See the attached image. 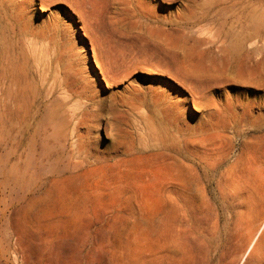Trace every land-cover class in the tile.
I'll return each instance as SVG.
<instances>
[{
    "label": "rangeland",
    "instance_id": "374dc122",
    "mask_svg": "<svg viewBox=\"0 0 264 264\" xmlns=\"http://www.w3.org/2000/svg\"><path fill=\"white\" fill-rule=\"evenodd\" d=\"M0 264H264V3L0 0Z\"/></svg>",
    "mask_w": 264,
    "mask_h": 264
},
{
    "label": "crops",
    "instance_id": "0c3cea01",
    "mask_svg": "<svg viewBox=\"0 0 264 264\" xmlns=\"http://www.w3.org/2000/svg\"><path fill=\"white\" fill-rule=\"evenodd\" d=\"M220 2L229 3V2H243V3H264V0H220ZM250 43L259 44V40L254 38L250 40ZM168 104V99L164 96H151L146 97L140 107L145 113V108H154L162 105Z\"/></svg>",
    "mask_w": 264,
    "mask_h": 264
},
{
    "label": "bare ground",
    "instance_id": "6f19581e",
    "mask_svg": "<svg viewBox=\"0 0 264 264\" xmlns=\"http://www.w3.org/2000/svg\"><path fill=\"white\" fill-rule=\"evenodd\" d=\"M180 183L181 182H178V184H180ZM69 188L70 187H67L65 185L64 193L61 194L59 186L55 185L54 191H53L57 196L59 195V199H60V204L59 205H61V207L66 209V210H71L73 207H75L76 201H77V197H78V194L74 191L75 189L74 190H70ZM76 191L79 192L78 190H76Z\"/></svg>",
    "mask_w": 264,
    "mask_h": 264
}]
</instances>
